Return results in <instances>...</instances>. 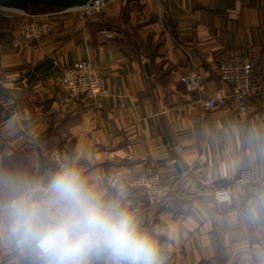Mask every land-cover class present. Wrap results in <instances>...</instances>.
<instances>
[{"label": "crops", "instance_id": "obj_1", "mask_svg": "<svg viewBox=\"0 0 264 264\" xmlns=\"http://www.w3.org/2000/svg\"><path fill=\"white\" fill-rule=\"evenodd\" d=\"M31 9L0 14V172L39 181L76 166L136 213L164 264H264V97L202 111L179 82L197 71L209 94L228 92L221 61L264 50V0H108L93 18ZM46 15L51 36L15 43L21 23ZM48 59L51 69L18 86ZM80 60L98 65L111 93L101 109L60 87L62 70ZM245 169L253 184L216 203L215 188ZM150 174L170 190L155 207L130 186ZM0 264L31 260L0 243Z\"/></svg>", "mask_w": 264, "mask_h": 264}, {"label": "clouds", "instance_id": "obj_2", "mask_svg": "<svg viewBox=\"0 0 264 264\" xmlns=\"http://www.w3.org/2000/svg\"><path fill=\"white\" fill-rule=\"evenodd\" d=\"M0 243L31 264H164L136 213L72 164L39 181L0 172Z\"/></svg>", "mask_w": 264, "mask_h": 264}, {"label": "built area", "instance_id": "obj_3", "mask_svg": "<svg viewBox=\"0 0 264 264\" xmlns=\"http://www.w3.org/2000/svg\"><path fill=\"white\" fill-rule=\"evenodd\" d=\"M107 3L108 0H90L84 6L58 9L56 12L77 13L93 18L102 13ZM0 11L11 15H28L27 12L21 11ZM45 17H33L32 20L21 23L15 33V43L40 41L51 36L53 33L51 15ZM106 36L112 37L110 33H106ZM219 75L220 80L229 86L228 92L217 90L209 94L202 76L197 71L182 75L179 82L202 111H212L223 106L236 110L246 109L253 97H264V50L258 53L252 49L231 52L221 61ZM60 87L69 100L83 98L93 101L95 109H101L103 100L111 96L109 89L103 84L100 68L90 60H80L65 67L61 73ZM114 183H117V180ZM252 184V171L242 170L230 184L215 188L214 199L219 204L231 203L236 186ZM130 186L143 206L160 205L170 194V190L162 185L158 174L139 176L131 181Z\"/></svg>", "mask_w": 264, "mask_h": 264}, {"label": "water", "instance_id": "obj_4", "mask_svg": "<svg viewBox=\"0 0 264 264\" xmlns=\"http://www.w3.org/2000/svg\"><path fill=\"white\" fill-rule=\"evenodd\" d=\"M90 0H0V10L6 11H21L26 12L30 6L35 7H55L56 9H68L86 5ZM53 67L52 59H48L44 63L38 65L33 70L29 71L25 78L21 79L19 87H24L22 83L26 80V85L29 86L37 76L42 75Z\"/></svg>", "mask_w": 264, "mask_h": 264}, {"label": "rangeland", "instance_id": "obj_5", "mask_svg": "<svg viewBox=\"0 0 264 264\" xmlns=\"http://www.w3.org/2000/svg\"><path fill=\"white\" fill-rule=\"evenodd\" d=\"M35 6H30L29 8H28V10H33V9H31V8H34ZM2 13H4L5 14V12H3V11H0V14H2Z\"/></svg>", "mask_w": 264, "mask_h": 264}]
</instances>
